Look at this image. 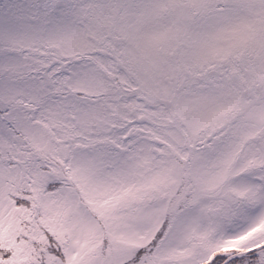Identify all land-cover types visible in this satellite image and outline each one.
I'll return each mask as SVG.
<instances>
[{"label":"snow or ice","instance_id":"obj_1","mask_svg":"<svg viewBox=\"0 0 264 264\" xmlns=\"http://www.w3.org/2000/svg\"><path fill=\"white\" fill-rule=\"evenodd\" d=\"M0 264H264V0H0Z\"/></svg>","mask_w":264,"mask_h":264}]
</instances>
